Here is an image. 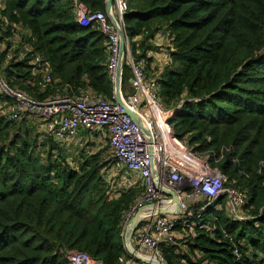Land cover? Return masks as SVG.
I'll return each mask as SVG.
<instances>
[{"label":"trees","instance_id":"obj_1","mask_svg":"<svg viewBox=\"0 0 264 264\" xmlns=\"http://www.w3.org/2000/svg\"><path fill=\"white\" fill-rule=\"evenodd\" d=\"M3 1L2 14L30 31L52 76L41 89L12 80L6 69L11 83L39 98L90 87L111 98L105 37L94 24H78L72 0ZM82 1L105 9L104 0ZM127 2L125 29L135 59L149 60L159 30L171 32V63L155 78L168 107L184 99L169 120L175 136L247 194V220L232 221L222 209L213 213L242 243V258L235 259L220 229L212 239L202 228L184 240L185 250L163 245L166 264H264V0ZM123 68L126 91L131 70ZM37 140L31 125L0 114V264H68L72 250L119 264V229L136 189L109 199L99 151L83 152L71 166L63 145Z\"/></svg>","mask_w":264,"mask_h":264},{"label":"built area","instance_id":"obj_2","mask_svg":"<svg viewBox=\"0 0 264 264\" xmlns=\"http://www.w3.org/2000/svg\"><path fill=\"white\" fill-rule=\"evenodd\" d=\"M104 1L106 8L107 0ZM72 4L80 26L94 24L104 35L105 68L111 82L120 66L121 86L123 67L130 68L129 88L123 91L121 86L120 92L122 103L136 118L115 102L114 92L111 98H106L90 87L72 94L54 93L39 98L11 83L6 69L13 72L12 80L41 89L51 85L52 76L43 54L34 49L30 31L21 22H11L2 14L3 0H0V114L7 120L31 125L37 142L52 139L65 146L81 132L88 134L89 139L105 141L106 150L100 153L106 161L101 170L105 194L111 199L120 191L136 188L119 229L123 249L119 264H166L162 246L184 247V240L202 228L212 239H216L215 232L220 229L222 238L239 260L242 243L235 241L213 213L222 209L232 221L247 220L249 216L243 209L246 191L231 184L208 156L193 152L184 139L175 136L169 120L184 99L180 98L173 107L163 103L156 78L147 74L144 60L133 57L132 39L125 29L127 0H112L111 8L103 11L90 9L82 0H72ZM158 37L165 44V64L171 63V32L160 29ZM122 40L124 52L120 56ZM17 63L21 65L16 71L12 65ZM17 72L27 73L30 80L16 76ZM173 196H177L176 201ZM134 216L137 218L132 225ZM68 264L103 263L84 251L72 250L68 252Z\"/></svg>","mask_w":264,"mask_h":264},{"label":"rangeland","instance_id":"obj_3","mask_svg":"<svg viewBox=\"0 0 264 264\" xmlns=\"http://www.w3.org/2000/svg\"><path fill=\"white\" fill-rule=\"evenodd\" d=\"M144 68L146 69V72L151 77H157L160 75H157V73H154L156 71L155 67L151 65V62L149 64V60L147 58H144ZM162 70L164 69V64L162 66ZM161 70V71H162ZM156 74V75H155ZM158 74H161L159 72ZM79 137V138H77ZM88 134L86 133H80L76 137L73 138V141L68 143V145L65 144L63 147H65L66 150V158L71 160V162L78 161V157L80 154L84 153H92L95 151H99V153H102L106 150L105 141L104 142H98L95 144L93 141H89ZM136 189V188H135Z\"/></svg>","mask_w":264,"mask_h":264},{"label":"crops","instance_id":"obj_4","mask_svg":"<svg viewBox=\"0 0 264 264\" xmlns=\"http://www.w3.org/2000/svg\"><path fill=\"white\" fill-rule=\"evenodd\" d=\"M153 46L152 49H150L147 52V56L149 58V64L151 62V65L153 67H155L156 71L154 73H157V75H159L158 73L161 72L162 70V66L164 64V66H166L165 61H166V56H165V44L161 42L160 38L157 36L156 39H154L153 41ZM156 75V74H155ZM129 88V86H128ZM89 141H93L95 144L98 143L97 140L94 139H90Z\"/></svg>","mask_w":264,"mask_h":264},{"label":"water","instance_id":"obj_5","mask_svg":"<svg viewBox=\"0 0 264 264\" xmlns=\"http://www.w3.org/2000/svg\"><path fill=\"white\" fill-rule=\"evenodd\" d=\"M111 5H112V0H107L106 1V8H105V10H109L111 8ZM123 47H124V43H123V40H122L120 42V47H119L120 56H122V54L124 52ZM120 72H121V68L119 66L118 67V70H117V73H116V76H115V79H114V81L112 83L113 92L115 94V102L117 104H119L120 106H122L124 108L125 112H127L132 118H136V114L134 112H132L127 106H125L122 103L121 92H120V89H121V86H120ZM173 198H174L175 201L177 200V196H173ZM136 218H137V216H134L132 218V220H131L132 225L135 222Z\"/></svg>","mask_w":264,"mask_h":264}]
</instances>
